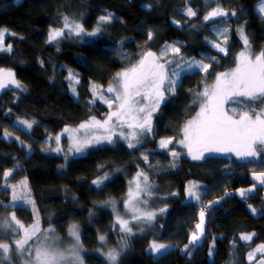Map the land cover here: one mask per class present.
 I'll list each match as a JSON object with an SVG mask.
<instances>
[{
    "label": "trees",
    "instance_id": "trees-1",
    "mask_svg": "<svg viewBox=\"0 0 264 264\" xmlns=\"http://www.w3.org/2000/svg\"><path fill=\"white\" fill-rule=\"evenodd\" d=\"M259 1L0 0V29L10 32L4 45H12L11 51L0 50V69L12 71L23 86L18 89L10 84L0 89V218L4 212H14L23 224L33 222L29 210L5 206L11 195L6 184L26 180L41 229L53 228L63 237L71 224H78L84 264H108L97 252L100 235L118 251L121 238H126L127 247L117 264H253L248 253L264 244V186L255 185L250 172H264V157L238 161L227 155H205L192 160L174 145L154 149L161 138L181 137L185 124L196 115L199 104L193 100L204 84V72L183 73L175 92L165 94L153 115L149 141L143 146L130 149L116 141L89 148L84 154L71 153V157L66 152L48 151L54 145L51 138L65 126L77 127L106 114L108 106L93 95V86L102 88L112 82L116 72L137 63L145 51L159 55L171 43L180 48L184 60L204 59L210 65L208 85L219 72L236 65L244 48L240 29L248 37L251 53L259 54L264 50V16L255 8ZM189 8L194 16L187 14ZM216 8L228 15L205 20ZM108 13L112 19L100 24L99 17ZM64 16L82 24L86 32L98 24L102 30L95 36H77L65 29L63 37L49 43L50 28L63 27ZM223 22L230 25V34L226 51L219 52L209 39L212 26ZM173 58L169 52L165 59ZM71 74L77 77V96L70 92ZM263 102L251 105L258 110ZM19 121L34 123L28 129ZM8 170L13 171L5 179ZM136 170L155 185L156 196L146 205L154 206L146 210L153 212L159 201L165 211L151 222H133L132 234L125 237L118 226L113 227V213L104 201L113 198L119 203ZM105 173L109 178L102 185L92 183ZM253 185V190L240 195L241 189ZM190 187L199 200L187 196ZM204 201L203 238L199 244H190ZM247 233L254 234L252 239L241 240ZM4 240L0 238V242ZM152 241L172 247L155 256L149 251ZM211 243L214 251L210 256Z\"/></svg>",
    "mask_w": 264,
    "mask_h": 264
},
{
    "label": "snow or ice",
    "instance_id": "snow-or-ice-1",
    "mask_svg": "<svg viewBox=\"0 0 264 264\" xmlns=\"http://www.w3.org/2000/svg\"><path fill=\"white\" fill-rule=\"evenodd\" d=\"M260 11L264 12V0H261ZM189 16H194L196 13L189 8L187 10ZM235 15V13H232ZM228 15L223 9L216 8L204 17L209 20L211 17H224ZM112 19V13L99 17L100 24L107 23ZM64 23L61 28H50L48 34V42L57 41L58 38L65 35V29L68 34L75 33L77 36L85 34L95 36L102 29L100 24L91 31L86 32L83 25L71 19L68 16L63 17ZM179 23V22H177ZM241 37L244 41L245 50L241 51L236 58V66L229 71L218 73L215 77V83L207 84V73L210 65L203 63L202 60L193 58L190 61L184 60L180 48L174 44H166L159 55L152 51L142 53L137 63L131 67L125 68L115 73L113 77L115 83L110 84L106 92L111 94L110 99H104L110 111L103 120L91 117L89 121L81 123L77 128L73 129L65 127L63 133L69 134L71 144L68 148L70 153H82L89 146L99 144L102 141L114 143L113 136L117 135L116 128H120L119 137L128 140V147L135 148L140 143L139 137L152 131V115L160 106V103L165 100V94H173L179 85L181 76L189 71H202L206 74L204 81V90L195 95L193 103L199 104V112L196 116L189 120L182 129L183 139L179 143L185 146L188 154L193 159L199 160L204 157L205 153L211 152H235L236 156L255 157L257 150L255 146H260L264 151V108L257 111L255 108H246V105L254 101L264 99V50L259 54L253 55L250 51V44L247 36L243 34V29H240ZM7 33L6 29H0V50L11 51L12 45L5 47L3 41ZM12 35H15L12 33ZM217 35L223 37L224 44H227V29H218ZM149 39H152V33L148 34ZM181 44L183 42H180ZM219 52H225L226 48L221 44H213ZM171 52L173 59H165L168 53ZM175 57H179L176 59ZM214 60L213 57H206ZM164 60L163 63L160 61ZM15 85L20 89L23 86L15 79L12 71L0 69V89L6 88L8 85ZM104 91L99 93L101 99L104 98ZM73 92L75 89L73 88ZM93 95L96 96V88L93 87ZM95 101H93L94 103ZM235 104L237 107L231 108L233 115H229V110L226 105ZM240 109L238 111L237 109ZM238 117V118H236ZM28 129L32 127L33 122L19 121ZM130 131L125 135L124 127ZM81 130L84 131L86 138L81 139L77 136ZM89 130L94 132L103 130L104 135H90ZM57 144L61 139L60 135L55 137ZM135 141V143H133ZM173 143L172 139H164L160 141L161 148H167ZM54 151H62L59 147ZM173 156L177 153L173 152ZM148 159L147 156L144 157ZM13 170L4 172V177L7 179ZM256 179L264 185V173L256 175ZM109 178V174L98 177L92 183L96 186L103 184ZM135 184V189L131 186ZM127 198L123 201L124 216H130L131 219H125L116 209V201H104L105 205H110L113 212L116 214L113 227H119L121 233L130 236L133 232L132 223H148L155 219L156 213L146 211L141 205H147L146 196H150V185L148 176L143 172H138L133 181L129 182ZM255 187V185H254ZM23 194H17L16 187L12 186V203L22 201L24 204L31 205L35 211V201L31 199V190L27 188V181H21ZM187 194L189 197L199 200L197 192L192 188H188ZM249 190H240V195L243 197ZM143 194V195H142ZM172 195H175L173 193ZM214 203V202H210ZM161 213L165 209L159 210ZM255 211V209H252ZM205 212L200 211L199 223L195 225L198 231L192 233L190 244H194L204 234ZM0 231L19 235L21 231L23 235L19 239L13 241V245L0 242V252H2L3 260H11V252L13 246L15 251L21 256H27V259L22 260V264H84L81 252L83 245L80 241V232L76 224L69 226L68 235L72 238V243L65 247H61V238L55 234V229L48 228L41 230L39 218L33 224L25 226L15 213H11L3 221H0ZM254 234H242L241 240L249 241ZM99 240L104 242L106 237L99 236ZM120 250L111 248L103 252L109 264H117L120 252L127 247L126 238L120 240ZM168 245L153 242L150 245L152 253H160L165 250ZM188 245H185L187 249ZM214 248L209 250V255L213 254ZM256 251L264 252V245H259ZM253 258V253H249V259ZM0 264L3 261L0 260ZM259 264H264L262 259Z\"/></svg>",
    "mask_w": 264,
    "mask_h": 264
},
{
    "label": "rangeland",
    "instance_id": "rangeland-1",
    "mask_svg": "<svg viewBox=\"0 0 264 264\" xmlns=\"http://www.w3.org/2000/svg\"><path fill=\"white\" fill-rule=\"evenodd\" d=\"M260 6H261V0L255 5V8H256V10L257 11H259L263 16H264V12H261L260 11ZM218 29H220V30H222V29H227V39H228V36H229V34H230V25L228 24H226L225 22H223V23H220V24H217V25H214V26H212V34H211V36H210V39H209V42H210V44L213 46V44H217V43H219V44H221V46L222 47H225L226 48V45L224 44V40H223V37H221V36H218L217 35V30ZM9 34H10V32L7 30V33L5 34V36H4V39L7 37V36H9ZM244 35H245V33H243ZM246 36V35H245ZM248 38V37H247ZM241 39H242V37H241ZM242 41H243V39H242ZM3 43H4V41H3ZM243 43H244V41H243ZM167 44H171V43H167ZM213 48H215V47H213ZM216 49V48H215ZM217 50V49H216ZM245 50V45H244V48H242V50L241 51H244ZM240 51V52H241ZM239 52V53H240ZM171 53V52H170ZM239 53H238V55H239ZM237 55V56H238ZM193 58H195V57H193ZM193 58H190V60H192ZM196 60H202L203 61V63H205V64H208L204 59H200V58H195ZM189 59L187 60V61H190ZM138 62V61H137ZM161 62V61H160ZM162 63V62H161ZM236 66V65H235ZM234 66V67H235ZM233 67V68H234ZM232 68H230V69H227V70H225V71H222V72H226V71H229V70H231ZM6 71V70H5ZM119 71H121V70H119ZM219 73H221V72H219ZM115 83V81L113 80L112 82H110V83H108V84H106V85H104V86H102V88H100V87H97V86H95V88H96V92H97V97H98V99H100L103 103H104V99H110L111 98V94H109V93H107L106 92V89L109 87L108 85H110V84H114ZM213 83H215V80H214V82ZM212 83V84H213ZM77 84V77L75 76V74H71L70 75V92L74 95V96H77V91H76V85ZM94 87V86H93ZM106 87V88H105ZM73 88L75 89V92H73ZM105 90L104 91V94H106V95H104V98L103 99H101V97H100V95H99V93L101 92V90ZM92 90H93V88H92ZM203 90H204V84L202 85V88H201V91L200 92H203ZM104 104H106V103H104ZM107 105V104H106ZM108 106V105H107ZM228 110H229V115H233V113L231 112V108H233V107H237L235 104H230V105H226L225 106ZM246 108H254V106H252L251 104H248V105H246ZM261 108H264V102H263V104H262V106H261ZM115 109L113 108V109H109V107H108V111L106 112V114L104 115V116H102V118H96V119H98V120H103L104 118H105V116L110 112V111H114ZM238 111H240V109L238 108L237 109ZM260 109H258L257 111H259ZM197 112H199V109L197 110ZM156 112H154L153 113V115L155 114ZM197 114V113H196ZM153 115H152V118H153ZM196 116V115H195ZM194 116V117H195ZM193 117V118H194ZM192 118V119H193ZM236 118H238V117H236ZM90 120V119H89ZM89 120H87V121H89ZM191 120V119H190ZM84 122H86V121H84ZM84 122H82V123H84ZM81 124V123H80ZM80 124H78L77 125V127L80 125ZM186 125V124H185ZM65 127H70V128H73V129H75V128H77L76 126H65ZM65 127L62 129V131H61V133L59 134V135H63L64 133H63V130L65 129ZM124 132H125V135H128L129 133H130V131L131 130H129L126 126L124 127ZM84 131L85 130H81V132L80 133H77L76 135L77 136H79V138H81V139H84V138H86L85 136H84ZM121 131V129L120 128H116L115 129V132L117 133V135H114L113 136V140H114V142H116V141H120V142H122V143H124L127 147H128V140H126V139H123V138H120L119 137V132ZM57 134V135H58ZM89 134L90 135H97V136H99V135H104L105 133L103 132V130H98V131H94V132H92V131H90L89 130ZM57 135H55L54 137H52L51 138V141H54L53 143H54V145H53V148L51 149V151H48L49 153H62V152H66L67 153V156H69V157H71L72 155H71V153L68 151V148H69V146H70V144L72 143L71 142V140L68 138L69 137V134L68 133H65V135L66 136H64L63 138H65V137H67L66 139H65V142H63V138H61L60 139V141H59V144H57V142H56V139H55V137L57 136ZM170 137H164V138H161L159 141H158V143H157V147L156 148H154V149H162L161 147H160V141L161 140H164V139H169ZM139 139H140V143L139 144H137V146L135 147V148H130V149H136V148H139L140 146H143L144 144H146L147 143V141H149V133H146V134H144V135H142V136H140L139 137ZM170 139H172L173 140V143H171V144H169L168 146H170V145H174V146H176V147H178V148H182L183 149V151H184V153H185V155L188 157V158H190V159H192V160H196V159H193L192 158V156L191 155H189L188 154V150H187V148L185 147V146H183V145H181L180 143H179V141L180 140H182L183 139V135H182V132H181V137H179V138H177V139H173V138H170ZM133 143H135V141H133ZM110 144H113V143H108L107 141H102L101 143H99V144H94V145H91V146H89L84 152H82V153H75V152H72L74 155H79V154H84V153H86L87 151H88V149L89 148H94V147H100V146H105V145H110ZM60 148V149H62V151H54V149H56V148ZM256 147V150H257V155L255 156V157H244V158H241V157H238V156H236V154H235V152H222V153H217V152H211V153H205L204 154V157H205V155L206 156H210V155H214V156H232V157H234L236 160H238V161H244V160H248V159H256V160H258L259 161V159H260V156L262 155V157H264V151H262L261 150V148H260V146H255ZM203 157V158H204ZM202 159V158H201ZM200 160V159H199ZM138 172H140L139 170H136L135 172H134V174L132 175V178L130 179V181H133L134 180V178L136 177V175H137V173ZM251 173V176H252V178L255 180V185H262L261 183H260V181L259 180H257L256 179V176L254 175V174H256V175H259V174H261V173H264L263 171H253V172H250ZM21 181H24V180H19V181H17V182H12V183H8V184H6V187H8L9 189H10V191H11V195H9L10 196V200L8 201V203H6V205L5 206H8V207H11V208H14V207H20V208H22V209H27V210H29V212L31 213V216L33 217V218H35L34 220H33V222L31 223V224H33L34 223V221L37 219V217L39 218V216H38V213H37V210H36V207H35V211L33 210V207L31 206V205H28V204H24L22 201H17L15 204H13L12 203V186H15L16 187V191H17V194H20V195H22L23 194V189L21 188ZM129 181V182H130ZM148 183H149V185H150V192H151V195L150 196H146L145 197V199H147V201L148 202H150L151 201V198L154 200V198H155V196H156V191H155V185H154V182H152L149 178H148ZM132 187H133V189H135V184L133 183L132 185H131ZM262 186H264V185H262ZM129 187H130V184H129ZM129 187H128V189H126L127 190V193L123 196V199L118 203L117 201H116V209H117V211L122 215V216H124V204H123V201L127 198V194H128V190H129ZM27 188H28V186H27ZM29 189V188H28ZM188 189V188H187ZM249 189H251V190H253L254 189V185L253 186H251V187H247V188H243V190H249ZM192 190H193V188H192ZM242 190V189H241ZM194 191V190H193ZM187 192V191H186ZM143 195V194H142ZM187 196H188V194H187ZM189 197V196H188ZM189 198H191V197H189ZM31 199H32V196H31ZM192 200H197V199H194V198H191ZM107 200H114L113 198H110V199H107ZM106 200V201H107ZM157 202V205H158V207L153 211V212H155L156 214L157 213H159L160 211V209H162V207H159V205H160V203L161 202H159V201H156ZM148 204V203H147ZM151 204V203H150ZM150 204H149V206H146V205H141V207L142 208H144V210H146V208L147 207H152V206H154V203H152V205L150 206ZM122 206V207H121ZM107 207L112 211V213H113V216H114V220H115V218H116V214L113 212V209H112V207L110 206V205H107ZM146 211H149V210H146ZM254 212V211H253ZM11 215V212H7V213H3L2 214V216H1V218H0V221H3L6 217H9ZM124 218L125 219H131V217L130 216H124ZM40 221V220H39ZM115 222V221H114ZM31 224H29V225H31ZM25 225V224H24ZM41 225V224H40ZM72 225V224H71ZM77 226H78V224H76ZM25 226H28V225H25ZM40 228H41V226H40ZM78 228H79V232H80V227L78 226ZM69 229V228H68ZM68 229H67V231H66V235L65 236H63V237H60V236H58V237H60L61 238V241H62V243H61V247H65V246H67V245H69L70 243H72V238L68 235ZM41 230H44V229H41ZM194 231H198L195 227H194ZM193 231V232H194ZM192 232V233H193ZM192 233H191V235H190V239H191V236H192ZM247 234H251V233H247ZM23 235V232L21 231V233L19 234V235H15V234H13V233H7V232H3V231H0V238H4L5 240H4V242H2V243H8L9 245H13V241L15 240V239H19L20 238V236H22ZM202 238H203V236L201 237V239H199L197 242H195L194 243V245H196V244H199L201 241H202ZM189 239V240H190ZM2 240V239H1ZM153 242H155V241H152L151 242V244L153 243ZM101 243V245H100V249H98L97 250V252L99 253V254H102L103 252H106V251H108L109 249H111V248H113V247H111V246H108L107 244H105L106 243V241H104V242H100ZM156 243H159V244H165V245H168V247L165 249V250H163V251H161L160 253H158V254H156V253H153L155 256H157V255H160V254H162V253H164V251H168V249H170L171 247H172V245H170V244H167V243H163V242H157L156 241ZM150 244V245H151ZM259 245H262V244H258L257 246H254V248H252V250L249 252V253H253V258L250 260V261H252L253 262V264H259V262L262 260V259H264V252H260V251H256V249H257V247L259 246ZM264 245V244H263ZM212 248H214V243H211V245H210V249H212ZM149 251H151L150 250V246H149ZM96 253V252H95ZM98 253H96V254H98ZM249 253H248V255H247V257L249 258ZM83 254H84V249L82 250V252H81V255L83 256ZM23 259H27V256L25 255V257H21L16 251H15V248H14V246H13V250H12V252H11V260H3V255H2V252H1V257H0V260H2L3 261V264H22V260ZM108 264H109V262H108Z\"/></svg>",
    "mask_w": 264,
    "mask_h": 264
},
{
    "label": "built area",
    "instance_id": "built-area-1",
    "mask_svg": "<svg viewBox=\"0 0 264 264\" xmlns=\"http://www.w3.org/2000/svg\"><path fill=\"white\" fill-rule=\"evenodd\" d=\"M205 201L204 202H202L201 204H200V206H199V208H200V210H204V212L206 213V207H205Z\"/></svg>",
    "mask_w": 264,
    "mask_h": 264
}]
</instances>
